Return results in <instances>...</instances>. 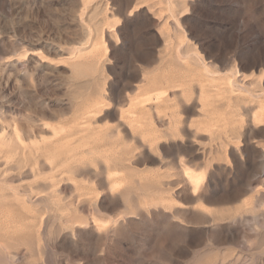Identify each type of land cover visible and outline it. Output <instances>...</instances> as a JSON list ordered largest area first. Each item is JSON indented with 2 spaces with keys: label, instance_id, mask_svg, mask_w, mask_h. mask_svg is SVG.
Returning a JSON list of instances; mask_svg holds the SVG:
<instances>
[{
  "label": "rangeland",
  "instance_id": "obj_1",
  "mask_svg": "<svg viewBox=\"0 0 264 264\" xmlns=\"http://www.w3.org/2000/svg\"><path fill=\"white\" fill-rule=\"evenodd\" d=\"M262 111L264 0H0V264H264Z\"/></svg>",
  "mask_w": 264,
  "mask_h": 264
},
{
  "label": "bare ground",
  "instance_id": "obj_2",
  "mask_svg": "<svg viewBox=\"0 0 264 264\" xmlns=\"http://www.w3.org/2000/svg\"><path fill=\"white\" fill-rule=\"evenodd\" d=\"M212 77H214V76H212ZM222 78L228 84H231L232 81H233L231 79L230 75L227 74V73H224ZM263 115H264V112L262 111L259 114V117H262ZM14 132H15L16 138L18 139L17 141H23V139L20 136L19 132L18 131H14ZM70 161H71V158L65 157L61 153H54V154H52V155H50L48 157V167L50 168L51 171H53L55 169H57V170H59L61 172L67 171L71 167ZM117 161H119V157L115 158V162H117ZM53 176H54L53 173L49 175V177H51V178ZM184 176L186 177V180H187L189 186L197 188L199 186V184L201 183V181L204 179L205 173H204L203 170H197V171H195V173H193V172H191V173L190 172H184ZM68 179H72V177L69 175ZM51 184L53 185L52 182H51ZM53 195L56 196L55 194H53ZM68 221L70 223L74 224L73 227H82L83 226L82 225V223H83L82 221H79V222H76V223H74V221H71L70 219H68Z\"/></svg>",
  "mask_w": 264,
  "mask_h": 264
}]
</instances>
